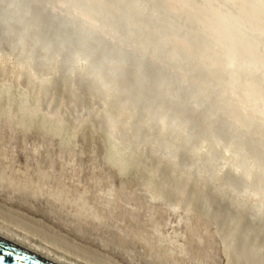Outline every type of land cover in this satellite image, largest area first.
<instances>
[{"label":"bare ground","instance_id":"6f19581e","mask_svg":"<svg viewBox=\"0 0 264 264\" xmlns=\"http://www.w3.org/2000/svg\"><path fill=\"white\" fill-rule=\"evenodd\" d=\"M36 12L37 15H34L35 18H33L32 13L35 14ZM43 15L46 17V22L43 23L44 26H40V23H38L39 18H41V20L44 18L45 20V17H42ZM55 18H58V21H56ZM67 22L73 23L78 29L74 30L70 25L64 26ZM45 24H47L46 27ZM28 28L31 29L28 30ZM0 34L2 41L5 40L8 43L9 40L11 49L19 55H23H21V60H19V58L15 61H21L22 63L23 60L26 61V64L28 62L29 70L34 64L33 67L36 65L41 66L39 69L46 67V71L43 70L46 73L49 71L47 68L51 64L58 63L59 59H61L62 68H64L62 70H65L66 74L72 76L78 74L83 84L86 85L89 90L92 89L99 94L101 93L100 95H104L107 99L111 100L112 97H115V100L112 102H115V105H112L113 109H109L108 112H105V123L102 122V127L106 126L105 130L108 136L104 129L105 134H102L103 130L101 131V137H103V135L109 137L108 142L106 140L107 137H104L105 139L103 140H106L104 141L105 145L108 143L107 156L114 171H110V169L108 171H103L96 167H92L93 169L91 167L86 168L78 151L74 149H70L67 154L63 153V151L60 153L59 151L57 165L54 158L51 157L50 160H47V163L45 162L46 164L44 167L38 168L34 162L31 161L34 157L32 155L34 149L26 146V136L24 135L23 137V134H19L17 127L13 125L14 121L11 115H7L8 117L6 116L1 120L2 123L0 125V187L3 189H13L9 191L12 193L33 192L34 194H45L42 199L39 200V203H41L42 200H48L49 203L50 201L54 204L57 203V207H54V211L68 220L67 223L69 221L73 223L77 231V228L92 226L91 221L98 219L100 223L95 227H103L108 221L114 219L117 214L119 216V211L124 210L133 219L132 224L129 223L130 225H128L130 228H126V226L122 227L124 235L134 243L141 244L144 249H146L142 251L145 254L147 253V255H151L147 257L155 258V260L152 259L153 262L151 260L152 263H155L154 261L158 259V261L163 264H210L211 257H213L210 255L214 254L215 246L210 242L213 235L208 228L207 221L202 217L191 214L187 209L180 210L178 199L175 197H172L173 199L167 197L169 194L165 195L166 192L168 193V188H162L163 186L161 183L164 184L166 180L165 182L164 180H161L163 182H158V179H152L161 184V189H167L165 192L161 189H156L152 183H150L151 180L149 176L152 177V174L148 173V176L145 170H154V168L158 166L156 161L155 163L157 166L155 167V165H153V169L147 168L145 165L142 167L140 164L139 166L143 168V171L142 169L139 170L137 165V168L134 167L141 171V174L145 172L143 175L146 174L145 177H148L150 180V182L146 181L140 190L129 191L120 180L119 174L124 169V162L126 161L125 163L128 164L136 162V159L134 160L135 162H131L134 156L130 159L129 154L132 152L130 153V151L124 150L126 145L123 146L124 149L122 148L124 141L120 142L117 134H123L124 131L127 133L129 130L127 134L129 135L131 132L134 141L137 139V143L140 138H146L145 140H147L149 137L150 140H148L153 142L151 146L152 144L158 146L156 149L161 151L159 154L163 152L169 159L175 157L177 160V156H179L180 159L182 158L181 156H183L184 158L181 160L184 159V163L179 164L180 168L187 167L186 169L188 170L191 169L192 171H196L197 175L203 170L209 174L207 176L211 177L214 175L213 177L216 178L217 174H221L223 177L221 179V176H219V178L221 181L223 180L221 183L225 191L222 192L223 197L226 191L228 194L231 192L230 196L233 194L232 200L234 201L231 199L228 201H232L230 204L234 202L232 205H235L236 201L237 204H244L247 200L251 199V211L254 220H259L260 223V220H264V0H0ZM135 34L138 38L133 36ZM118 36H124L126 41L119 39ZM109 37L112 38V41L107 43L106 39ZM50 40H54L56 43L51 45ZM83 42L85 43L82 44ZM4 43H2V48L5 51L3 47ZM10 47L8 49H10ZM81 47H83V51ZM0 50L3 53V50ZM11 54L13 53L10 51V55ZM11 60L13 59L11 58ZM107 62L110 63L106 64ZM8 63L6 65H8ZM23 65L26 66L25 63ZM10 66L14 68L12 64H9V67ZM24 66L23 69H21L22 67L19 69H21V71L24 70ZM56 67H58V71L60 67ZM127 67L132 68V77L130 76L129 79L130 87L126 86V82L127 85H129L127 80L129 76L126 72V70H128ZM36 68L38 67L36 66ZM2 69L3 70L0 69V71H3L2 73L4 74V69L7 68ZM14 70L17 71L16 69ZM29 70L26 73H33V75L37 76L38 71H34V74V72H29ZM21 71L19 73H21ZM62 72L64 73V71ZM2 73H0L1 76H3ZM38 73L41 72L39 71ZM49 73H51V71L48 72V74ZM124 73H127V77L124 76ZM22 74L23 72L21 75ZM6 75L8 74L4 75L5 78L7 77ZM13 75L15 74L13 73ZM52 75L54 76V74L51 73L50 76ZM50 76L49 85L53 80H51ZM20 77L23 78L22 76ZM26 77L27 76L24 78ZM8 78L10 77H7V82L9 80ZM14 78L11 79L14 80ZM18 78L19 77H17V79ZM36 78H39L38 81L40 80V76ZM59 78L56 80L58 81ZM45 79L46 78H44V80ZM69 79H66L67 82H64L68 83L66 85H70L68 82ZM74 79L75 81L77 80L76 78ZM33 80L34 83H36V80ZM122 80L125 86L122 85ZM15 81L18 82L17 80ZM15 81H13L14 84H16ZM45 82L47 83V81ZM34 83L32 82V86ZM38 83L36 84L38 85ZM5 85L7 84L4 83L3 89L6 90L9 86L5 87ZM19 85L18 87L16 86V88L20 89L23 84H21L20 87ZM35 85L33 87H35ZM49 85L46 84V86ZM43 86L42 88L40 87V89H44ZM50 86L47 88L50 89ZM33 87L31 90L35 89ZM68 87L66 88L68 89ZM63 88L66 89L65 87ZM82 88L86 89L85 87ZM11 89L9 90L10 92L12 91ZM24 89L26 90L25 86ZM67 89L66 91H68ZM52 90L54 91V89ZM16 91L24 92V90L19 91L18 89ZM66 91L64 90L62 92ZM73 92L75 91L73 90ZM33 93L29 94L33 95ZM76 93H72L71 95H76ZM86 93L87 91L84 94ZM45 94L46 97L49 96V93L48 95L47 93ZM53 94L54 93H52V95ZM20 95L30 100L28 95L25 96L23 93ZM36 95L38 96V94ZM78 95L79 94H77V96ZM37 96L34 95L32 97H35V99L37 98V100L40 99ZM6 97H8V94ZM20 97L23 100H17L19 102L17 105H19L23 112L33 116L39 113L38 108L34 106V104L30 105V103L28 104L29 100L27 102L24 97ZM118 98L120 99L116 100ZM93 100L96 101L95 99ZM3 101L4 100H2V102ZM10 101L8 100V102ZM30 101L31 103L33 102V100ZM61 101V104L58 103L59 106L62 105ZM72 101L73 100H71V102ZM91 101L89 102L90 104ZM2 102L0 104H3ZM73 102H75V100ZM100 102L103 103L102 100H100ZM55 103H57V101ZM47 104H51L50 107H52L54 103ZM71 104L75 105L74 103ZM92 104L95 105L93 101ZM38 105L39 104H37V106ZM109 105L107 106L109 107ZM11 106L10 102L9 107ZM46 107L48 106L46 105ZM67 107H71L70 104ZM1 108L3 107H0V109ZM97 108L95 107V110ZM91 109H94V107ZM91 109V115L94 116V112L92 113L93 110L91 111ZM75 110L78 112L77 109ZM105 111H107V109ZM2 112L3 111H1V114ZM70 115L72 116V113ZM74 115L76 116V114ZM19 116L20 115H18L17 118H19ZM37 116H39V114L36 115V117ZM68 117L69 114L67 115V119L69 120ZM38 118L39 117H37V120L40 119ZM72 119L74 118L72 117ZM97 119L94 121L95 123L99 121ZM54 120H56V118H54ZM74 121L75 120L71 122L74 123ZM38 123L37 126L41 124L39 123L38 125ZM90 123L91 122L88 124ZM95 123L94 125H96ZM16 124L18 125L19 123L17 122ZM31 126L33 128L35 125ZM37 126H35V129H37ZM41 126L42 125L39 127ZM69 129V132H71L72 128H70V126ZM63 130L65 131L64 128ZM95 130L96 129H94L93 133H96ZM38 131H41V129ZM145 131H148V134ZM22 132H25L24 129ZM51 132L52 131H50V133ZM52 133L56 132L53 131ZM133 139L130 138V140ZM60 140L62 141V137ZM72 140H75V138ZM70 142L72 143V141ZM63 143H61L60 146H62ZM71 143H69V145ZM139 143L141 142L139 141ZM130 145L131 144H129V146ZM134 146L136 147V145ZM151 146L149 144V146H147L148 149L144 147L146 151H143L147 152ZM126 147L128 148V146ZM140 150L139 148L138 151L135 150V152L139 154ZM18 153L25 155L26 160L32 155L29 160L30 163H33L29 166L31 171L28 172L16 167L15 159ZM133 154L135 155L134 152ZM133 154H131V156ZM136 155L135 157H139L140 154ZM147 155H144L146 156L145 159L148 157ZM128 159H130L129 162H127ZM148 159H150V157H148ZM148 159L146 160L148 161ZM151 160L153 161L154 158ZM169 163L173 164V161L171 160ZM181 165L184 166L182 167ZM133 166L135 165L131 167L133 168ZM151 166L152 165H150V167ZM184 169L185 168H183V170ZM128 171L131 172L128 173V175L132 174V171H134L135 175L134 173L133 175L134 177L136 176L135 170L131 169V171ZM139 171H137V173H140ZM173 171H175V167H172L170 172ZM189 172L187 174H190ZM222 172H224L223 175ZM167 173L165 174L168 175ZM182 173L181 171L176 172V175L182 177L180 176ZM165 174L163 173V177H166ZM169 174L171 175V173ZM174 177L176 178V176ZM190 177L192 176H188V178ZM204 177L206 178V176ZM181 179L182 178H180V181H182ZM211 179L214 178H210V180ZM168 180L167 182L169 184L166 183V186H171L173 182L170 183ZM170 181H172V179ZM185 181L183 185L187 184V181ZM194 182L192 183L194 184ZM210 182H212V180ZM210 182L208 184H212ZM127 186L130 187V185ZM160 186L157 187L160 188ZM175 186L177 185L175 184ZM172 188H169L171 196L174 194L173 190L171 191ZM216 188L217 187L212 188V191ZM31 189L34 191H31ZM207 189L208 188L205 190ZM217 189L220 190V188ZM221 191H219V194H221ZM204 192L205 191H203V195ZM187 195L189 197L188 193ZM212 195L215 198L214 194ZM200 198L203 199V196H200ZM221 200L222 202L224 201L223 199ZM186 201L187 199L185 202ZM202 201H204V204L205 202L207 204L206 199ZM208 201H210V199ZM224 202H226V200ZM32 203H35V201H32ZM200 203L201 201L199 199V205H203V203ZM213 203L215 204L218 202L215 201ZM207 205H205V207ZM240 205H238L239 209L241 207L243 208V205H241V207ZM39 206L42 207L43 204ZM210 206L211 204H209V207ZM214 206L212 208H214ZM216 206L219 207V209L221 206L223 207V205L220 206L219 204H216ZM216 206L215 209L217 208ZM250 206L247 209H250ZM205 207L203 206L201 210L197 209L203 211ZM232 208L229 209L233 211L234 207ZM235 208H237V206ZM208 210H210V208H206L207 212ZM217 210L218 209H216V212L219 211ZM235 211L236 210H234V212ZM203 212H205V209ZM214 212L215 211H213V213ZM223 212H226V210H223ZM223 212H221V215ZM243 212L246 213V211ZM206 213H204V215ZM249 213L250 211L248 214ZM248 214L245 216L248 217ZM223 215L220 218L224 217ZM233 215H236V213ZM122 216H120V218ZM213 216H216V214ZM249 216L251 215L249 214ZM228 219H224L225 222L228 221ZM249 219L252 218L249 217ZM245 220H247V218ZM123 221L121 220V222ZM222 221L219 220V222ZM251 221L250 223L245 222L255 226L253 222L251 224ZM219 222L217 221V223ZM175 223L177 225L176 227L174 226ZM229 225H231V223ZM263 227L264 224L260 228ZM256 228L257 227H255V229ZM230 229H228V231H231ZM246 229L249 230L248 227H246ZM255 229L252 227L253 232ZM224 230L226 231V228H224ZM225 231L223 232L225 233ZM243 231L241 234L245 232ZM246 233L248 234V231H246ZM261 235L262 234H260V236ZM241 237L244 239H241ZM0 238L14 243L54 264L83 263L77 259V256V258L67 256L65 253L59 252L55 250V248L49 246L51 244L47 245L39 242H32L31 238L26 234L19 233L3 224H0ZM250 238L253 239L252 236ZM240 240H242V242L240 241L241 244L244 243L243 240H245V237L240 236ZM250 242L252 241L250 240ZM260 242L259 238L258 243L260 244ZM191 244L195 246V249L191 247ZM222 244H224L223 241ZM248 244L250 243L248 242ZM252 244L253 243H251L250 246ZM240 245H238V247H240ZM182 246L184 248L181 249ZM179 249L181 250L179 251ZM154 250L159 253H152L151 251ZM256 250L253 252L254 254ZM248 252L247 249V253ZM225 257L224 264H231L230 256ZM259 258H261V255ZM147 260L149 259L147 258ZM258 260L260 261V259ZM254 262L255 261H253V263ZM155 264H157V262Z\"/></svg>","mask_w":264,"mask_h":264},{"label":"rangeland","instance_id":"374dc122","mask_svg":"<svg viewBox=\"0 0 264 264\" xmlns=\"http://www.w3.org/2000/svg\"><path fill=\"white\" fill-rule=\"evenodd\" d=\"M46 3V2H45ZM37 11V10H36ZM37 15V12L34 14V13H32V17L33 18H35V16ZM42 17H45V15H43ZM37 18V17H36ZM35 20V19H34ZM46 22V17H45V20H44V18L41 20V18H39V22L38 23H40L39 25L40 26H44L43 25V23H45ZM46 25L47 24H45V27H46ZM44 27V28H45ZM1 35V34H0ZM1 37V36H0ZM0 49H2L3 50V48H2V43H4L3 44V47H4V49H5V51H6V49H7V53L3 50V53L5 54H3L2 53V51L0 50V69L1 70H3L2 68H7V69H4L5 70V73L3 74L1 71H0V73H2L3 74V76H1L0 75V84H1V86H0V93H1V91H2V93L0 94V103L2 102V100H6L5 101V103H4V101L2 102L3 104H0V107H3V108H1L0 109V114H1V111H3L2 112V114L0 115V125H1V123H2V121L1 120H3V118L4 117H6L7 115H11V117H12V119H13V121H14V123H13V125H15L16 127H17V130L19 131V134H23V137H24V135L26 136L25 138H26V146L29 148H33L34 149V151H33V153H32V155L34 156L32 159H31V161L32 162H34V164L38 167V168H42V167H44L45 166V164L47 163V160L49 159L50 160V158L51 157H53L54 158V160H55V163H56V165H57V162H58V160L59 159H57V157H58V155H59V151H60V153H62V151H63V153H68V151H70V149L72 150V149H74V150H77L78 151V153H79V155H80V157H81V159H82V161L84 162V165H85V167L86 168H88V167H96L97 169L99 168L100 170H103V171H108L109 169H111V164H110V162H109V160H108V150H107V148H108V143H107V145H105V143H104V141H106L107 140V142H108V140H109V137H107L108 135H107V131L105 130V128H106V126L105 127H102V125H103V123H105L104 122V120H105V116H104V114H105V112H108L109 111V109L110 110H112L113 109V107H112V105L114 104L115 105V102L114 103H112L113 102V100H115V97H112V99L110 100V99H107L104 95H100L99 93H97L96 91H93L92 89L91 90H89V88H87L86 87V85H84L83 84V82L81 81V79L79 78V75L78 74H76V76H75V74L72 76V75H69V74H66L65 73V70H62V69H64V68H62L63 66H62V60L61 59H59V62L58 63H53V64H49L50 66L47 68V70L49 69V71H47L46 73H45V71H46V67H42V68H40L39 69V67H41V66H39V65H36L38 68H36V66L35 67H33V65L30 67V70H29V63L27 62V64H26V61H23L22 60V63H21V61H15V60H18L19 58V60H21V55H19L17 52H15L14 50H12L11 49V47L9 46L11 43H10V41L8 40V43L4 40V41H2V38H0ZM2 42V43H1ZM5 44H6V46H5ZM8 44V45H7ZM8 46V47H7ZM7 47V48H6ZM10 47V49H8ZM10 51H11V53H13V54H11L10 55ZM9 52V53H8ZM15 52V53H14ZM17 53V54H16ZM8 54V55H7ZM16 54V55H15ZM10 55V56H9ZM19 55V56H18ZM4 56V57H3ZM9 58H8V57ZM18 56V57H17ZM23 56V55H22ZM14 57H17V58H14ZM8 58V59H7ZM11 58L13 59V60H11ZM5 59H7V60H5ZM3 60V61H2ZM5 60V61H4ZM9 60H11V61H9ZM4 62H10V63H8V65H6L7 63H4ZM14 62V63H13ZM4 63V64H3ZM25 63V65L26 66H24L23 64ZM9 64H12V66L14 67V68H12L11 66L9 67ZM19 64V65H18ZM55 64V65H54ZM60 64H61V66H60ZM4 65V66H3ZM17 65V66H16ZM24 66V70H22L21 71V69H23V66ZM31 65V64H30ZM53 65V66H52ZM3 66V67H2ZM8 66V67H7ZM20 66V67H19ZM28 66V67H27ZM55 66V67H54ZM56 66H59L60 68H59V70L61 71H57V69H58V67H56ZM2 67V68H1ZM16 67V68H15ZM22 67V68H21ZM18 68V69H17ZM19 68H21V69H19ZM28 68V69H27ZM34 68V69H33ZM56 68V69H55ZM128 68V67H127ZM130 68V67H129ZM128 68V70H126V72L128 73V76H129V78H127V80H128V84L129 85H127V82H126V86L127 87H130L131 85H130V76L132 77V68H130L129 69ZM14 69H16L17 71H15ZM25 69H27V70H25ZM38 69V70H37ZM126 69V68H125ZM10 72H9V71ZM28 70H29V72L31 71V72H36V71H40L41 73H42V75H41V73H38L37 72V76H40V80L38 81V79L36 78L37 76L36 75H33V73H26V72H28ZM43 70H45V71H43ZM56 70V71H55ZM8 71V72H7ZM21 71V73L23 72V74L24 73H26V74H22L21 75V73H19ZM51 71V73L52 74H54V76L52 77V76H50L51 75V73H49L48 74V72H50ZM54 71V72H53ZM62 71H64V73L62 72ZM7 72V73H6ZM18 72V73H17ZM35 72H34V74H35ZM58 72H60V73H58ZM12 73V74H11ZM13 73L15 74V75H13ZM43 73H44V75H43ZM58 73V74H57ZM126 73V74H127ZM130 73V74H129ZM5 74H8V75H6L7 77L9 76L10 78H8L9 80H8V82H7V77L5 78L4 77V75ZM18 76H17V75ZM30 74H31V76H30ZM47 74V75H46ZM61 74V75H60ZM125 73H124V76H126L127 77V75H126ZM50 76V78H51V80L53 79V80H55V81H51V83H50V85H49V82H50V80H49V76ZM63 75V76H62ZM68 76V77H66V76ZM12 76V77H11ZM14 76H15V78H14ZM20 76H22L23 78H21ZM25 76H27L26 78H24ZM33 76V77H32ZM44 77V78H46L45 80H44V78H42V77ZM57 76H59V77H57ZM17 77H19L18 79H17ZM28 77H29V79H28ZM54 77H55V79H54ZM11 78H14V80H12ZM20 78H21V80L24 82H22L21 80H20ZM31 78V79H30ZM59 78V80L57 81L56 79H58ZM70 78V79H69ZM74 78H76L77 80L75 81V79ZM2 79H5V80H2ZM23 79H25V80H23ZM33 79H35L36 81V83H38V85L36 84V83H34V80ZM66 79H69L68 80V82H69V84L70 85H66V84H68V83H64V82H67V80ZM15 80H17L18 82H16ZM41 80H42V82H41ZM49 80V81H48ZM127 80H124V81H127ZM1 81H3V82H1ZM11 81V82H10ZM13 81H15V83L16 84H14V82ZM21 81V83H20V85H19V82ZM28 81H30V82H28ZM38 81V82H37ZM45 81H47V83L45 82ZM32 82L34 83L33 84V86L35 85V87H37V86H40V85H42L43 83V87H44V89H40V87L42 88V86H40V87H38V88H35V87H33L32 86ZM56 82V83H55ZM75 82H76V84H75ZM4 83H6L7 85H5V87H7V86H9L8 88H6V90L5 89H3L4 88ZM26 83V84H25ZM29 83V84H28ZM63 83V84H62ZM121 83H123L122 85H124L125 86V83L123 82V80L121 81ZM19 85V87L21 86V84H23L21 87H20V89L19 88H16V86L18 87V85ZM46 84L47 85H49L50 86V89H48L47 87H49V86H46ZM58 84H60V85H58ZM65 84V85H64ZM14 85H15V87H14ZM31 85V86H30ZM55 85V86H54ZM58 85V86H57ZM74 87H73V86ZM81 85H83V86H81ZM24 86H25V88H26V90L24 89ZM46 86V87H45ZM69 86V87H68ZM77 86V87H76ZM32 87L33 88H35V89H33V90H31L32 89ZM58 87H60V88H58ZM63 87H68V91H66V89H64ZM82 87H85L86 89H84V88H82ZM12 88V89H11ZM15 90H14V89ZM21 88H23V89H21ZM28 88H30V89H28ZM81 88V89H80ZM12 90L11 92L9 91V90ZM19 90V91H21V90H24V92H22L25 96H29L28 98H30V100H33V102L31 103V101L29 100V99H26L27 97H24L23 95H20V94H22L21 92H17L16 90ZM49 91H48V90ZM52 89H54V91L52 90ZM58 89H59V91H58ZM75 91V92H73V90ZM4 90V91H3ZM14 90V91H13ZM37 92H35V91ZM45 90V91H44ZM47 90V91H46ZM52 90V91H51ZM66 91V92H62V91ZM70 90V91H69ZM79 90V91H78ZM89 90V91H88ZM8 91V92H7ZM16 91V92H15ZM31 91H33V92H31ZM87 91V93L86 94H84L85 92ZM92 91V92H91ZM5 92H6V95H5ZM10 92V93H9ZM40 92V93H39ZM43 92V93H42ZM61 92H62V95H61ZM69 92H72L73 94H75L76 92H78V93H76V95H71L72 93H69ZM29 93H33V95H31V94H29ZM45 93H47V95H48V93H49V96H45L46 94ZM52 93H54L53 95H52ZM56 93V94H55ZM64 93V94H63ZM81 93H82V95H81ZM98 95H97V94ZM7 94H8V97H6L7 96ZM22 96V97H24L25 98V100L28 102V100H29V102H28V104L30 103V105H33L34 104V106H36L37 108H38V114H39V116H37V117H41L39 120H37V117H36V115H38L37 113L33 116V115H30V114H26L25 112H23L21 109H20V107H19V105H17V104H19V102L17 101V100H21L22 98L19 96ZM36 94H38V96L36 95ZM45 94V95H44ZM67 94V95H66ZM77 94H79L78 96H77ZM9 95H11V96H9ZM30 95H31V97H30ZM37 96V97H39L40 99H38L37 100V98L35 99V97H32V96ZM40 95V96H39ZM44 95V96H43ZM52 95V96H51ZM69 95V96H68ZM94 95V96H93ZM100 95V96H99ZM99 96V97H98ZM101 96H103V97H101ZM4 97H6V98H4ZM13 97H15V98H13ZM17 97H18V99H17ZM45 97V98H44ZM58 97H60V98H58ZM76 97V98H75ZM82 97V98H81ZM92 97V98H91ZM99 99H98V98ZM1 98H2V100H1ZM9 98V99H8ZM10 98H11V101H10ZM35 99V102H36V104H35V102H34V99ZM42 98H43V100H42ZM46 98H47V101H46ZM51 98H54V99H51ZM78 98V99H77ZM90 98V99H89ZM97 98V99H96ZM114 98V99H113ZM121 98V97H120ZM120 98H118V99H116V100H119ZM14 99V100H13ZM52 101H51V100ZM91 99H92V101H93V103L95 104V105H93L92 104V101H91ZM93 99H95L96 101H94ZM8 100L11 102V107H9V105H10V102H8ZM23 100V99H22ZM49 100H50V102H49ZM61 100H63V101H61ZM71 100H75V102H71ZM80 100H81V102H80ZM91 101V104L89 103L90 101ZM100 100H102L103 101V103L102 102H100ZM43 101V102H42ZM54 101V102H53ZM57 101V103H55ZM60 101L62 102V105H63V107H62V105H60L59 106V104L58 103H60ZM68 101V102H67ZM83 101V102H82ZM105 101V102H104ZM40 102H42V103H40ZM45 102H46V104H45ZM77 102H79V103H77ZM110 102H111V104H110ZM8 103V104H7ZM47 103H54L53 105H52V107H50L51 106V104H47ZM67 103V104H66ZM71 103H74L75 105H73V104H71ZM84 103V104H83ZM97 103V104H96ZM37 104H39L38 106H37ZM41 104H42V107H45V108H42L41 107ZM56 104V105H55ZM57 104H58V106H57ZM61 104V103H60ZM69 104H70V106L71 107H67V106H69ZM88 104H89V106H88ZM111 106H110V105ZM15 107H14V106ZM46 105L48 106V107H46ZM91 105V106H90ZM93 105V106H92ZM105 105V106H104ZM107 105H109V107L107 106ZM83 106V107H82ZM97 106H98V108H97ZM104 106V108H103V110H102V107ZM14 107V108H13ZM80 107V108H79ZM82 107V108H81ZM92 107H94V109H91ZM95 107L97 108L96 110H95ZM101 107V108H100ZM105 107H106V109H107V111H105L106 109H105ZM108 107V108H107ZM112 107V108H111ZM53 110H51V109ZM55 108H56V110H55ZM58 108V109H57ZM70 108V109H69ZM86 108H88V109H86ZM13 109H15V110H13ZM39 109H40V111H39ZM62 111H61V110ZM66 109H67V111H66ZM75 109H77V111L78 112H76V110ZM82 109V110H81ZM90 109H91V111H92V113L94 114V116L93 115H91V112H90ZM45 110H46V112H45ZM64 110V111H63ZM84 110H87V111H84ZM8 111V112H7ZM72 111V112H71ZM90 113H89V112ZM95 111H97V112H95ZM40 112H41V114H40ZM45 112V113H44ZM51 112V113H50ZM87 112V113H86ZM103 112V113H102ZM20 113V114H19ZM25 113V114H24ZM48 113H49V115H48ZM63 115H62V114ZM72 113V116L70 115ZM84 113H86V114H84ZM46 114V115H45ZM69 114V120L67 119V115ZM74 114H76V116L74 115ZM18 115H20L19 116V118H17L18 117ZM30 115V116H29ZM41 115V116H40ZM47 115H48V117H47ZM78 115H79V117H78ZM102 115H103V118H102ZM28 116V117H27ZM44 116V117H43ZM63 116H65V117H63ZM92 116V117H91ZM8 117V116H7ZM14 117V118H13ZM26 117H27V119H26ZM35 118V123H34V118ZM61 119H60V118ZM72 117L74 118V119H72ZM49 118V119H48ZM54 118H56V120H54ZM64 118V119H63ZM93 120H92V119ZM98 118V119H97ZM102 118V119H101ZM48 119V120H47ZM59 119H60V122H59ZM66 119V120H65ZM70 119H71V121L73 122V120H75L74 121V123H72L71 121H70ZM77 119V120H76ZM99 120V121H101V122H99V121H96V123L94 122L95 120ZM39 122V123H41L40 125H42L41 127H39L40 125H39V123L37 122V121ZM70 121V122H68V121ZM103 120V121H102ZM52 121H53V123H52ZM19 123L18 125L16 124V123ZM32 122H33V124H32ZM54 122H56V123H54ZM78 122V123H77ZM89 122H91L90 124H88ZM96 124V125H94V123ZM103 122V123H102ZM21 123V124H20ZM26 123V124H25ZM37 123H38V125L39 126H37ZM46 123V124H45ZM67 123V124H66ZM86 123V124H85ZM92 123H93V126H92ZM99 123V124H98ZM22 124H24V125H22ZM55 126H53V125ZM72 124H73V126H72ZM98 124V125H97ZM30 125V126H29ZM31 125H35V126H37L36 128L38 129V128H40L41 129V131H38V130H40V129H35V126L32 128V126ZM52 125V126H51ZM70 126V128H72L71 129V132H69V126ZM88 125H90V126H88ZM21 126V127H20ZM47 128H46V127ZM64 126V127H63ZM67 126V127H66ZM72 126V127H71ZM82 126H84V127H86V128H84V127H82ZM22 127H24V128H22ZM25 127H27V128H25ZM66 127V128H65ZM90 127V128H89ZM96 129L95 130V132L96 133H93V131H94V129ZM45 128V129H44ZM53 128V129H52ZM63 128L65 129V131L63 130ZM23 129H24V131L25 132H22L23 131ZM43 129V130H42ZM56 129H58V130H56ZM92 131H91V130ZM106 131V135L104 136L103 135V137H101L102 136V134H105V131ZM45 130V131H44ZM100 130V131H99ZM103 130V131H102ZM50 131H54V132H56V133H50ZM101 131L103 132L102 134H101ZM47 132V133H46ZM63 132H65V133H63ZM67 132V133H66ZM71 133V134H69V133ZM75 133V135H74V133ZM98 132H100V133H98ZM129 132V130L127 131V133ZM147 134H148V131H145ZM50 133V134H49ZM62 133H63V136H62ZM123 133V132H122ZM126 131H124V133L123 134H119V133H117L118 134V138H119V140H120V142H122V141H124L123 142V144H122V148H123V146H128V148L125 146L123 149L124 150H126V151H130V153L131 154H133V152L135 153V155L137 154V155H139V157L137 156V157H135V155L133 154L132 156H131V154H129L130 156V159H132V157L134 156V158H133V160H131V162H135V163H130V164H132V165H135V166H133V168L131 167L132 165H130V164H128V163H125L124 162V169L122 170V172L119 174L120 175V180L123 182V184H124V186L129 190V191H137L138 189L140 190L141 188H142V186H143V184L146 182V181H149L150 182V180H151V182L150 183H152V185L156 188V189H161V187L162 188H165V187H167L168 188V193L166 192V194L165 195H167V194H169V196L167 195V197H169V198H172V197H175L176 199H178V202H179V209L180 210H184V209H187L188 211H190L191 212V214H195V215H197V216H199V217H202L203 219H205L206 221H207V225H208V228L210 229V231L212 232V235H213V237L211 238V240H210V242H212L211 244H213L215 247H214V254H212V255H210V256H213V257H211V262H210V264H224V262H225V259H226V257L225 256H230V259H231V264H264V233H261V232H264V227L263 228H260V227H262L263 226V224H264V220L262 221V220H260L261 221V223L259 222V220H254V217H253V215H252V211H251V209H252V200L250 199V200H247L244 204L243 203H239V204H237V201H236V203H235V205H232V204H230L232 201H234V200H232V198H233V194L230 196V194H231V192H230V194H228V192L226 191V193H224V197H223V194H222V192L224 191V187H222V181H221V179H222V177L223 176H221V174L220 175H216L217 176V178L216 177H213V176H207V175H209L206 171H201L200 173H198V175L196 174L197 172L196 171H192L191 169L190 170H188V169H186L187 167H183L182 165V167L183 168H185L184 170H183V168H180V165L179 164H182V163H184V159L183 160H181L182 158H184L183 156H181L182 158L180 159V157L179 156H177L176 158H177V160L175 159V157H173L172 159H169V157H167V155H165V154H163V152L161 153V154H159L161 151L160 150H158V149H156V148H158V146H156V145H154V144H152V146H151V143H153L152 141H149L150 139H149V137L147 138V140H145L144 138L142 139V138H140V142L141 143H139V141H138V143H137V139H135V141H134V137L132 136V133L130 132V136L126 133ZM65 134V135H64ZM69 134V135H68ZM125 134V135H124ZM52 137H51V136ZM54 135V136H53ZM74 135V136H73ZM46 136V137H45ZM66 136V137H65ZM125 136V137H124ZM148 136V135H147ZM61 137H62V141L60 140L61 139ZM69 137V138H68ZM75 138V140H72L73 138ZM104 137H107L106 138V140H103V139H105ZM131 139H133V140H130V138ZM32 138V139H31ZM33 138H34V140H33ZM136 138V137H135ZM66 139V140H65ZM139 139V138H138ZM142 140H144V141H142ZM70 141H72V143L70 142ZM75 141V142H74ZM134 141V142H133ZM150 142V143H147V142ZM59 142V143H58ZM63 143V147L62 146H60V144L61 143ZM73 142H74V145H73ZM126 142V143H125ZM143 142H145V143H143ZM69 143H71L70 145H69ZM128 143V144H127ZM135 143V144H134ZM129 144H131L130 146H129ZM139 144H140V146H139ZM144 144V145H143ZM149 144H150V146H151V148H149V150H147V152H145L146 151V149H148V147L147 146H149ZM100 145V146H99ZM133 145V146H132ZM134 145H136V147L134 146ZM55 146V147H54ZM70 146V147H69ZM132 146V147H131ZM143 146V147H142ZM69 147V148H68ZM142 147V148H141ZM144 147H146V149H144ZM36 148V149H35ZM105 148H106V150H105ZM128 150H127V149ZM141 149L140 150V152H139V154H138V152H135V150H137L138 151V149ZM150 149H151V152H150ZM47 150V151H46ZM132 150H134V151H132ZM143 150H145V151H143ZM154 150V151H153ZM83 151V152H82ZM105 151H107V152H105ZM106 154H105V153ZM143 152H144V154H143ZM149 152H150V154H149ZM95 153H97V154H95ZM147 153H148V155H147ZM31 155V156H32ZM99 155V156H98ZM144 155H147L148 157H150V159H148V157L146 158V159H148V161L145 159V157L146 156H144ZM153 155H155V156H153ZM161 155V156H160ZM30 156V157H31ZM106 156H107V158H106ZM163 156V157H162ZM30 157H28L27 158V160H26V157H25V155H23L22 153H18V155H17V157H16V159H15V162H16V167L17 168H19V169H21V170H26V171H31V169H30V167L29 166H31L33 163H30ZM128 157V158H129ZM144 157V158H143ZM154 158V160L152 161L151 159H153ZM160 157V158H159ZM105 158V159H104ZM162 158V159H161ZM130 159H128V161L127 162H129V160ZM136 159V160H135ZM164 159V160H163ZM135 160V161H134ZM169 160V161H168ZM173 161V164L172 163H169L170 161ZM183 161V162H181V161ZM147 161V162H146ZM150 161V162H149ZM152 161V162H151ZM155 161H156V163H158V166H157V164L155 163ZM160 161V162H159ZM177 161V162H176ZM179 161H180V163H179ZM46 162V163H45ZM109 164H108V163ZM140 162V163H139ZM150 163H153V164H150ZM166 163H167V166H166ZM175 163V164H174ZM139 164H140V166H142V167H144V165L145 166H147V168L149 167V168H151V169H153L152 167H154L153 165H155V167L156 168H154V170H151L150 171V169H146L145 170V172H146V174L149 176V174H152V177H150L149 176V178H150V180H149V178L148 177H145L146 176V174L145 175H143V174H141V171H139V170H141L142 169V171H143V168L141 167L140 168V166H139ZM142 164V165H141ZM162 164V165H161ZM163 164H165V165H163ZM172 164V165H171ZM138 166V168H139V170H137V169H135L134 167H136L137 168V166ZM150 165H152L151 167H150ZM174 168L175 167V171H173V172H170L171 171V166ZM174 165V166H173ZM128 166V167H127ZM176 166H179V167H176ZM162 167V168H161ZM166 167V168H165ZM146 168V167H145ZM178 168H180V169H178ZM93 169V168H92ZM95 169V168H94ZM131 169L132 170H135L136 171V176L134 177V175H135V172L134 171H132V174H129L128 175V173H131V172H129L128 170H130L131 171ZM161 169V170H160ZM165 169V170H164ZM178 170V171H177ZM137 171H139L140 173H137ZM147 171H149V172H147ZM161 171V172H160ZM181 171V173L183 172H186V173H182V175H180V176H182V177H178V175H176V172H180ZM190 171V172H189ZM191 171H192V173H193V175H192V173H191ZM125 172V173H124ZM165 174V173H167L168 175H166V177L169 179H167L166 177H163V173ZM190 173V174H187V173ZM195 172V173H194ZM133 173H134V175H133ZM149 173V174H148ZM161 173V174H160ZM169 173H171V175L169 174ZM123 174H125V175H123ZM141 174V175H140ZM158 174H159V176H158ZM175 174V175H174ZM186 174H187V177H186ZM224 174V172H222V175ZM127 175V176H126ZM143 175V176H142ZM161 175H162V177H161ZM176 176V178H178V179H176L174 176ZM184 175H185V178H184ZM192 176L194 179H196V180H194L192 177H190V178H188V176ZM197 175V176H196ZM142 177V178H140V177ZM170 176V177H169ZM204 176H206V178L204 177ZM219 176H221L220 178H219ZM145 177V178H144ZM203 177H204V179H203ZM209 179H208V178ZM139 178H140V181H139ZM148 180H147V179ZM160 178H162V179H160ZM175 178V179H174ZM180 178H182L181 180L182 181H180ZM184 178V179H183ZM193 180H192V179ZM210 178H214V179H211L212 180V182H210L211 180H210ZM152 179H154V180H157L158 182H163V181H161V180H164V182H165V180H166V182L163 184V183H161L162 184V186H160L161 184H159V183H157L156 181H154V180H152ZM159 179H160V181H159ZM172 179V181H170ZM199 179H200V181H199ZM203 179V180H202ZM208 179V180H207ZM219 181H218V180ZM167 180L171 183V182H173V183H171V186L170 185H167L166 186V183H168L167 182ZM178 180V181H177ZM187 181V184H185V185H183V183H184V181ZM202 180V181H201ZM214 180V181H213ZM217 180V181H216ZM182 183H180V182ZM185 181V182H186ZM194 181H197V182H194ZM206 181V182H205ZM155 182V183H154ZM177 182H178V184H177ZM192 182H194V184L192 183ZM202 182V183H201ZM205 182V183H204ZM212 183V184H208V183ZM156 183H157V185H156ZM213 183H215V184H213ZM217 183V184H216ZM169 184V183H168ZM175 184L177 185V186H175ZM179 184H180V186H179ZM193 184V185H192ZM206 184V185H205ZM220 184H221V186H220ZM127 185H130V187L129 186H127ZM212 185V186H211ZM214 185V186H213ZM160 186V188H158V187ZM169 186V187H168ZM175 188H174V187ZM194 187V189H193V187ZM207 186H209V187H207ZM172 188L171 189V191L173 190V192H174V194H172V196H171V194H170V190H169V188ZM177 187V188H176ZM181 189V187H182V189L180 190L179 188ZM215 187H217V188H220V190L219 189H214L213 191H212V188H215ZM206 188H208L207 190H205ZM222 188V189H221ZM175 189V190H174ZM177 189V190H176ZM192 189H193V191H192ZM10 190H13V189H3L2 187H0V224H3V225H6V226H8L9 228H11V229H13V230H15V231H17V232H19V233H22V234H26L29 238H31V241L32 242H35V243H43V244H47V245H49V244H51V245H49V246H51V247H53V248H55V250H58L59 252H62V253H65L67 256H71V257H73V258H77L82 264H155L156 262H157V264H163L162 262H159L158 261V259H156L157 261H154L155 263H152L153 262V260L152 259H154L155 260V258H150V257H147V256H151V255H147V253L145 254L143 251H145L146 249H144V247L141 245V244H139V243H134L132 240H130L127 236H125L124 235V233H123V231H122V227L123 226H126V228H130L128 225H130L129 223H131L132 224V218L126 213V211H124V210H122V211H119L118 213H119V216H118V214H117V216L114 218V219H112V220H110V221H108L103 227H95L97 224H99L100 223V220L98 219V220H93V221H91V224H92V226H86V227H83V228H77L78 229V231L76 230V228H75V225L73 224V223H71L70 221V224H69V222L67 223V221L68 220H66L64 217H62L61 215H59V214H57V212L56 211H54L55 210V206L57 207V203H51V201H50V203H49V201L48 200H42V202L41 203H39V200L40 199H42V197L45 195V194H34L33 192H18V193H12V192H9ZM161 190H163L164 192L167 190V189H161ZM189 190V191H188ZM191 190V191H190ZM212 192H211V191ZM221 191L220 193L221 194H219V191ZM31 191H34V190H32L31 189ZM177 191V192H176ZM203 191H205L204 192V195H203ZM207 191V192H206ZM175 192H176V194H175ZM192 192V193H191ZM214 194V196H215V198L213 197V195L211 194ZM225 192V191H224ZM172 193V192H171ZM187 193L189 194V197H188V195H187ZM191 195V196H190ZM205 195H207V196H205ZM210 195V196H209ZM217 195H218V197H217ZM220 195V196H219ZM226 195H228V196H230V197H228V196H226ZM171 196V197H170ZM187 196V197H186ZM200 196H203V199L202 198H200ZM209 196V197H208ZM214 198H212V197ZM221 196H222V198H221ZM49 197H51V196H49ZM178 197V198H177ZM205 197V198H204ZM208 197V198H207ZM220 197V198H219ZM226 197H227V199H226ZM189 198V199H188ZM218 198H219V200H218ZM173 199V198H172ZM187 199V203L185 202V200ZM199 199H200V201H201V203H203V205L201 206V205H199ZM206 199V201H207V204H206V202H205V204H204V201H202V200H205ZM210 199V201H208V200ZM212 199V200H211ZM216 199V200H215ZM221 199H223L224 201L226 200V202H222V200ZM232 200L231 202L230 201H228V200ZM32 201H35V203H32ZM218 202V203H213V202ZM32 203V205H31V203ZM185 202V203H184ZM210 202H212V203H210ZM229 202V203H228ZM241 202V201H240ZM250 202V203H249ZM49 203V204H48ZM197 203H198V205H197ZM225 203H227V204H225ZM247 203V204H246ZM35 204V205H34ZM43 204V206L41 207V206H39V205H42ZM184 204H185V207H184ZM209 204H211V206L209 207ZM216 204H219L220 206L221 205H223V207L225 208H223L222 206L220 207V209H219V207H217L216 206ZM230 204V205H229ZM243 205V208L241 207V205ZM250 204H251V206H250ZM46 205V206H45ZM54 205V206H53ZM205 205H207L206 207H205ZM217 207L216 209H218L217 211L218 212H216V209H215V206ZM228 205V206H227ZM238 205H240V207L242 208V210H241V208L239 209V207H238ZM251 207L250 209H247L249 206ZM184 208H183V207ZM197 206H199V207H197ZM205 207L204 209H205V212H203L204 211V209H203V211H199L198 209H200L201 210V208L202 207ZM214 206V208H212ZM229 206H232V207H234V210H236L235 212H234V210L232 211V207H229ZM237 206V208H235ZM198 209H197V208ZM228 207V208H227ZM195 208H196V210H195ZM206 208L208 209V208H210V210H208V212L206 211ZM229 208H232V209H229ZM247 210H246V209ZM52 209V210H51ZM213 209H215V210H213ZM225 211L226 210V212H223V210ZM231 210V211H229V210ZM245 209V210H244ZM212 210V211H211ZM250 211V215L251 216H249V214H248V212ZM124 211V212H123ZM213 211H215L214 213H213ZM243 211H246V213L248 214V217L247 216H245V215H247L245 212H243ZM72 212V211H71ZM120 212H121V214H120ZM207 212V213H206ZM213 214H212V213ZM221 212H223V216L225 217H222V218H220L222 215H221ZM228 212V213H227ZM230 212V213H229ZM241 212V213H240ZM73 213V212H72ZM204 213H206L205 215H204ZM226 213V214H225ZM236 213V215H233V214H235ZM243 213V214H242ZM214 214H216V216H213ZM124 217H123V216ZM128 215V216H127ZM221 215V216H220ZM228 215V216H227ZM120 216H122L121 218H120ZM211 216H213V217H211ZM60 219H59V218ZM129 217V218H128ZM209 217H211V218H209ZM226 217H227V219H228V221H226V222H228L229 224L231 223V225H229L228 223H226L225 222V220H227L226 219ZM247 218V220H245L246 218ZM249 217L250 218H252V219H249ZM62 218V219H61ZM117 218V219H116ZM214 218V219H213ZM232 218V219H231ZM236 218V219H235ZM119 219H121L123 222H121V220H119ZM218 219V220H217ZM225 219V220H224ZM238 219V220H237ZM63 220H66V221H63ZM118 220V221H117ZM219 222V220H224V221H222L223 222V225H222V222H219V223H217V221ZM251 221V224H252V222H253V224H255V226L254 225H250V224H248V223H250V221ZM130 221V222H129ZM231 221V222H230ZM234 221V222H233ZM237 221H238V223H237ZM248 222V223H246V222ZM63 222H65V223H63ZM259 222V223H258ZM235 223V224H234ZM237 223V224H236ZM245 225H244V224ZM257 223H258V225H257ZM234 224V225H233ZM218 225V226H217ZM219 225H221V226H219ZM227 225V226H226ZM251 227H250V226ZM262 225V226H261ZM88 227H89V229H88ZM232 227V228H231ZM244 227V228H243ZM246 227H248V229L249 230H247L246 229ZM252 227H253V229H255V227H257L255 230H254V232H253V230H252ZM87 228V229H86ZM94 228V229H93ZM102 228V229H101ZM219 228H220V230H219ZM224 228H226V231L224 230ZM231 228V229H230ZM80 229V230H79ZM222 229V230H221ZM228 229H230L231 231H228ZM245 229V230H244ZM259 229H260V231H259ZM88 230V231H87ZM233 230V231H232ZM245 232H244V231ZM218 231V232H217ZM223 231H225V233L223 232ZM244 232V233H242L241 234V232ZM246 231H248V234L246 233ZM250 231V232H249ZM100 235H99V234ZM228 233H229V235H228ZM256 233V234H255ZM258 233H259V235H258ZM220 234H221V238H220ZM234 234V235H233ZM247 234V235H246ZM260 234H262L261 236H260ZM223 235V236H222ZM246 235V236H245ZM234 236V237H233ZM240 236H243V237H245V240H243V242L245 243H242V244H244V245H242L241 244V242H242V240H240ZM252 236V238L253 239H251L250 237ZM225 237V238H224ZM232 237V238H231ZM256 237V238H255ZM126 238H127V240H126ZM259 238H260V244L258 243L259 242ZM262 238V239H261ZM129 239V240H128ZM241 239H244V238H242L241 237ZM236 240V241H235ZM250 240L252 241V242H250ZM262 240H263V242H262ZM46 241H48V242H46ZM128 241V242H127ZM222 241H223V243L224 244H222ZM241 241V242H240ZM239 242H240V244L242 245V246H244V247H242L240 244H239ZM248 242L251 244V243H253L251 246H252V248H251V246H250V244H248ZM236 243V244H235ZM56 244V245H55ZM133 244V245H132ZM257 244H258V246H257ZM55 245V246H54ZM238 245H240V247H238ZM249 246H250V248H249ZM143 247V248H142ZM191 247L193 248V249H195V246L193 245V244H191ZM231 247V248H230ZM241 247H242V249H241ZM137 248V249H136ZM182 248H184L183 246L181 247V249ZM181 249H179V251L181 250ZM228 249V250H227ZM239 249H240V251H239ZM247 249H248V253H247ZM251 250V252H250V250ZM256 249H258V250H256ZM131 250V251H130ZM143 250V251H142ZM238 250V251H237ZM242 250V251H241ZM256 250V252H255V254L253 253L254 251ZM142 251V252H141ZM259 251H261V252H259ZM152 253L154 252V254H158L159 252L158 251H156V250H154V251H151ZM156 252V253H155ZM239 252H242V253H239ZM251 253V254H250ZM261 253V254H260ZM88 254V255H87ZM248 254V255H247ZM263 254V255H262ZM260 255H261V258H259L260 257ZM77 256V257H76ZM153 256H155V255H153ZM158 256H160V255H158ZM217 256V257H216ZM218 256H219V258H218ZM250 258H249V257ZM147 258L149 259V260H147ZM222 258V259H221ZM256 259V260H255ZM258 259H260V261L258 260ZM151 260H152V262H151ZM106 261V262H105ZM251 261V262H250ZM253 261H255L254 263H253ZM259 261V262H258ZM263 261V262H262ZM112 262V263H111ZM159 262V263H158ZM216 262V263H215ZM258 262V263H257ZM194 264V263H193Z\"/></svg>","mask_w":264,"mask_h":264},{"label":"water","instance_id":"95a60500","mask_svg":"<svg viewBox=\"0 0 264 264\" xmlns=\"http://www.w3.org/2000/svg\"><path fill=\"white\" fill-rule=\"evenodd\" d=\"M110 171H114L111 167ZM177 226L176 223L174 225ZM173 227V226H172ZM0 264H54L28 250L0 238Z\"/></svg>","mask_w":264,"mask_h":264},{"label":"flooded vegetation","instance_id":"af4514ba","mask_svg":"<svg viewBox=\"0 0 264 264\" xmlns=\"http://www.w3.org/2000/svg\"><path fill=\"white\" fill-rule=\"evenodd\" d=\"M56 19V21H58V18H55ZM11 20V19H10ZM73 21H75V20H73ZM68 25H70L74 30H77L78 29V27H76L73 23H71V22H67V23H65L64 24V26H68ZM24 27H27V26H24ZM31 28H28V30H30ZM135 38H138V36L135 34V35H133ZM118 38L119 39H122V40H124V41H126V38H124V36H118ZM51 41V45H53L54 43H56V41H54V40H50ZM112 41V38H107L106 39V42L107 43H110ZM127 41H128V39H127ZM85 42H83L82 44H84ZM104 45H106L104 42H102ZM36 45V44H35ZM46 47H47V45H46ZM82 49V51H83V47H81ZM108 63H110V62H107L106 64H108Z\"/></svg>","mask_w":264,"mask_h":264}]
</instances>
